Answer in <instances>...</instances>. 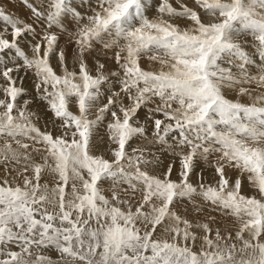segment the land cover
Wrapping results in <instances>:
<instances>
[{"label":"snow or ice","instance_id":"1","mask_svg":"<svg viewBox=\"0 0 264 264\" xmlns=\"http://www.w3.org/2000/svg\"><path fill=\"white\" fill-rule=\"evenodd\" d=\"M20 2L0 264H264V0Z\"/></svg>","mask_w":264,"mask_h":264},{"label":"rangeland","instance_id":"2","mask_svg":"<svg viewBox=\"0 0 264 264\" xmlns=\"http://www.w3.org/2000/svg\"><path fill=\"white\" fill-rule=\"evenodd\" d=\"M0 3H2L4 6H5V10L8 12V13H10V14H12V15H17L18 13L20 14H18L19 16L18 17H20V18H26L27 17V15H28V10L27 9H25V7H23L24 5L20 2V0H11V2H9V0H0ZM17 4V5H16ZM16 5V6H15ZM20 5V6H19ZM16 7L18 8V10L16 9ZM20 7H22L21 9H20ZM23 8L27 11V12H25V11H23V12H25V13H21L22 12V10H23ZM16 9V10H15ZM13 10V11H12ZM10 11V12H9ZM18 11V13H16ZM24 16H22V15ZM151 14V13H150ZM22 16V17H21ZM67 37V35H62V36H60V42L61 41H63V43L62 44H64V46H67L68 48H73V46L71 45H69L68 46V44H67V41H68V37H67V39H66V37ZM61 43H60V45H61ZM63 46V45H62ZM73 50V49H72ZM71 49H67V52H68V54H69V56L68 57H70V59L69 60H71L72 59V51ZM71 51V52H70ZM249 51H251V49H249ZM91 63H92V61H91ZM91 63H90V65H91ZM72 67V64L70 65V68ZM247 98V97H246ZM245 100H247V99H244V101ZM243 101V102H244Z\"/></svg>","mask_w":264,"mask_h":264},{"label":"bare ground","instance_id":"3","mask_svg":"<svg viewBox=\"0 0 264 264\" xmlns=\"http://www.w3.org/2000/svg\"><path fill=\"white\" fill-rule=\"evenodd\" d=\"M17 5V4H16ZM15 5V6H16ZM20 6V5H19ZM24 7V6H23ZM22 7H20V9H21ZM16 9L18 10V8L16 7ZM15 9V10H16ZM26 9V8H25ZM24 8H23V10H22V14L23 13H25V12H27L26 10H25ZM13 11V10H12ZM19 11V10H18ZM18 11L16 12V13H18ZM23 11H25V12H23ZM7 12V11H6ZM10 12V11H9ZM13 14V13H12ZM19 14V13H18ZM16 15V16H19V15ZM21 14V15H22ZM15 16V15H14ZM23 16V15H22ZM21 16V17H22ZM24 17V16H23ZM2 27H3V22L2 21H0V30H2ZM66 37V36H65ZM66 39H67V37H66ZM62 43H63V41H61ZM60 42V43H61ZM61 43V45H63L64 46V44H62ZM23 47H25V50L27 51V46L26 45H22ZM69 46V45H68ZM71 46V45H70ZM67 49H73L72 47L71 48H68L67 47ZM73 51V50H72ZM71 52V51H70ZM73 53V52H72ZM68 56H69V54H68ZM69 59H70V57H68ZM68 59V66H69V68H70V65L72 64V59L71 60H69ZM91 63V60H89V64ZM256 71V69L253 67L252 68V72H255ZM25 84H26V86H28V85H30L31 84V81L30 80H27L26 82H25ZM229 95H231V96H233L234 97V94H232V93H230ZM244 99H247L246 97H243L242 98V100L244 101ZM244 102H248V100H245ZM143 118V114L141 113V119ZM101 133H103V129H101ZM134 144H135V141L133 142ZM201 167H203V165H201ZM197 171H199V168L197 169ZM205 175H206V177H208V179L210 180L211 179V171H206L205 172ZM174 178H175V176H174ZM195 180H196V177L195 176H193V181L195 182ZM244 192H245V194H248V195H251L252 194V189L249 187V185H248V183H247V181L245 180L244 182ZM213 215H216L215 213H213Z\"/></svg>","mask_w":264,"mask_h":264}]
</instances>
